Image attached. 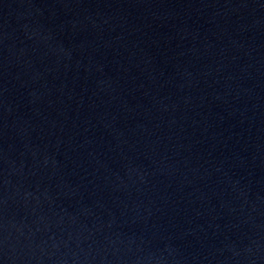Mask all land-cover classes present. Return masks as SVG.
Wrapping results in <instances>:
<instances>
[{"label":"water","instance_id":"1","mask_svg":"<svg viewBox=\"0 0 264 264\" xmlns=\"http://www.w3.org/2000/svg\"><path fill=\"white\" fill-rule=\"evenodd\" d=\"M0 264H264V0H0Z\"/></svg>","mask_w":264,"mask_h":264}]
</instances>
